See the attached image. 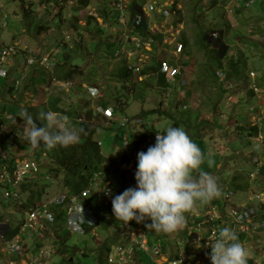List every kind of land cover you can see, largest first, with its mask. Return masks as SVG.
I'll return each instance as SVG.
<instances>
[{
	"label": "rangeland",
	"instance_id": "374dc122",
	"mask_svg": "<svg viewBox=\"0 0 264 264\" xmlns=\"http://www.w3.org/2000/svg\"><path fill=\"white\" fill-rule=\"evenodd\" d=\"M143 1L126 0L125 13L119 18L115 0H89L86 6L79 0H0V50L6 45L16 48V53L7 59L9 78L0 80V156L33 157L36 165L33 176L40 173L37 187L41 190L43 182L45 191L40 198L45 199L65 187L61 177L51 176L54 171H46L51 160L43 152L51 143L50 136L59 133L64 140L71 141L77 130L76 124L67 125L69 114L52 115L50 111L43 138L37 141L38 113L46 107L51 95L61 99L64 110L75 108L97 126L95 137L101 141L105 160L100 171L104 179L113 180L114 172L121 171L119 160L130 151L135 134L151 127L162 133L179 120L183 130L181 140L189 137L190 141L172 159L182 172L162 168L148 175L134 167L144 150L149 149L154 158L160 155L159 142L147 139L133 154L131 168L135 182L130 192L133 210L124 215L126 218L138 215L136 199H144L148 214L140 221L149 233L151 246L159 243L164 252L175 255L188 249L183 235L187 229H194L197 213L218 208L223 201L224 205L245 201L255 190L264 191V176L251 174L253 157L258 154L257 139L264 136V0H254L247 6L248 0H163V5L155 9L157 13L150 11L145 16L150 27L144 39L150 44L136 49L133 40L124 35L125 26L131 27L132 2ZM159 8H166L165 17H161ZM2 21L6 22L5 27ZM169 30L175 31L174 36ZM213 30L220 36L217 43L205 38ZM183 37L188 41L189 53H182L183 46L181 52L174 54L176 42ZM167 40L168 44H164ZM121 43L133 50L134 56H116ZM219 50L222 65L217 59ZM27 51L38 55L49 52L56 61L53 76L60 80L62 71L75 68L71 77L63 79L71 81L72 86L66 89L52 85L48 82L49 70L40 65L29 66L22 74L23 53ZM135 55L143 58L141 70L151 67L155 60L167 59L180 68L181 74L164 83L157 70L148 69L140 75L141 70L128 69L138 63ZM37 70L42 81L37 79ZM218 70L220 76L216 77ZM15 76L24 77L19 80L18 92L12 93L10 85ZM180 78L185 84L180 83ZM84 85L99 87L101 94L89 95ZM32 92L35 101L28 100ZM102 103L112 107V118L95 109ZM4 116H9L7 122L2 121ZM186 117L192 124L189 128L182 122ZM123 118L128 119L126 126L120 125ZM254 124L259 126L256 135L249 133ZM12 131L13 138L9 135ZM123 135L130 140V146L123 145ZM181 140L179 137L177 145ZM223 145L224 150L220 149ZM262 155L264 160V149ZM108 202L93 199L91 216L72 214L67 223L59 222V229L45 238L46 243L58 250L64 241L72 251L63 254L53 250L51 264H110L109 249L105 246L116 242L110 243L107 238L117 236L118 241L124 226L118 216L112 215ZM23 214L19 204L5 199L0 190L1 221L14 226ZM87 227L90 230L86 232ZM245 240L247 257L253 258L254 264H263L264 232ZM139 257L126 264H161L165 260L162 256L154 261L145 251ZM226 264L233 263L226 261Z\"/></svg>",
	"mask_w": 264,
	"mask_h": 264
},
{
	"label": "built area",
	"instance_id": "2783aa9c",
	"mask_svg": "<svg viewBox=\"0 0 264 264\" xmlns=\"http://www.w3.org/2000/svg\"><path fill=\"white\" fill-rule=\"evenodd\" d=\"M68 1L74 2L77 0ZM125 1L115 0V8L119 12V18H122L125 13ZM253 2L254 0H248L245 5L247 6ZM163 3V0H144L141 4V10L137 13H132L131 27L125 26V31L127 32L124 35L127 40H133L134 44L132 45L136 49L149 45L150 42L141 35L133 33L134 25L138 27L145 24V27L148 29L150 22L146 21L145 16L150 11L157 13L155 10L158 9L157 5L160 6ZM166 8H159L161 17L167 15L165 12L167 11ZM2 26H6L5 21H2ZM169 31V34L174 36L175 31ZM121 35L123 36V34ZM217 36L218 32L213 30L211 37ZM168 39L170 40L171 38ZM169 40L164 43L168 44ZM119 46V49L115 51L116 56L122 54L126 55L127 58L134 56L133 50L126 48L125 43H121ZM182 48L183 43L177 41L172 51L174 54H178L182 51ZM14 53H16V48L13 45H6L0 50L1 82L7 79L9 70V67L6 66L7 59ZM23 57L25 59V67L23 68V73L21 71L20 74H25L24 72L29 66L40 65L49 70V82L52 85L59 84L66 89L72 86L71 81L60 80L53 76V68L56 61L50 58L49 52L38 55L35 52L27 51L23 53ZM136 58L138 63L133 66L130 65L129 68L130 70L139 72L142 67L143 58L141 55L136 56ZM218 72L219 70L216 71V74L220 76ZM160 74L164 76L165 81L169 82L175 80L181 72L177 65L170 63L167 59H162L157 70V75ZM23 77L20 76L14 80L16 88L19 89V80ZM180 83H183L182 78H180ZM84 86L86 92L93 97L101 94L97 86ZM48 88L49 86H46L45 90H48ZM28 100H36L33 92L30 94ZM21 106L23 107V105ZM95 109L106 116V118L110 119L113 117V109L110 106L99 104ZM54 113L52 112V115H55ZM8 117L4 116L6 121L4 119L2 121L7 122ZM135 120L141 121V119ZM127 121L128 119L123 118L120 125L126 126ZM0 123L2 124V122ZM13 134L14 131L9 135L13 138ZM151 138L159 142L160 147H164V141L159 133L154 134ZM257 141L259 144L255 145V148L258 149V154L253 157L255 165L251 172L252 175L258 174L264 165L262 155L264 136L259 137ZM122 142L123 145L130 146V140L124 135L122 136ZM98 144H101L100 140H98ZM2 159L3 161L0 162L1 196L3 195L5 199H11L19 204L24 214L20 222L14 226L10 225L11 223L0 220V264H51L50 257L54 246L46 243L47 240L45 238L59 229V222L67 223L68 217L72 214L88 213L90 215V201L93 199L101 202L107 199L112 215L118 216L120 218L119 222L124 226L121 230L120 239L109 247L108 261L110 264H126L134 259V257L139 259L141 251L149 253L154 261H159L160 257L164 256L165 260L161 264H226V261H239L247 257L245 239L252 234L264 232V191L255 190L247 196V200L245 201L229 205H224L223 201L222 204H219L218 208L212 207L205 213H197L196 217L198 219L195 221L194 229H187L185 231L186 234L183 235V243L188 249L183 250L184 252L170 255L166 251H163L159 243L151 246L150 236L146 227L144 228L143 221H140L138 225H134L126 220L124 215L132 211V208L130 209V192L133 190L131 184L121 185L114 180L104 179L101 177V172L97 171L89 178L87 186L77 193L69 192L64 187L63 190L47 195L41 201L29 202L27 195L22 192L21 185L36 172L34 158L22 154L12 157L3 156ZM165 168L174 173L182 172L179 165L174 161L168 162ZM136 200L139 217H145L148 214V209L143 203L144 199L137 198ZM203 223H206V225L202 226ZM76 225L80 226L79 224ZM12 229L14 231L10 233ZM54 252L57 251L54 250ZM228 256L231 257L228 258Z\"/></svg>",
	"mask_w": 264,
	"mask_h": 264
},
{
	"label": "trees",
	"instance_id": "16d2710c",
	"mask_svg": "<svg viewBox=\"0 0 264 264\" xmlns=\"http://www.w3.org/2000/svg\"><path fill=\"white\" fill-rule=\"evenodd\" d=\"M50 1V0H47ZM82 6H86L89 4V0H79ZM134 4L136 7H134ZM132 13H137L139 10H141V4H136L132 2ZM130 23V21H129ZM145 24L140 25V26H135L133 28V33L141 35L144 38V35H148L149 30L145 29ZM159 37V33L157 34V39ZM209 37V38H208ZM220 36L218 35L217 37H211V32L205 34V38L208 41L216 40V43ZM147 40V39H146ZM184 46V51L182 53H189L187 50L188 48V41L185 37L181 40ZM67 57V55H66ZM221 53L219 50V56H217V59L219 63L222 65V59H220ZM154 60V58L152 59ZM162 59L159 61L155 60L153 62V65L151 67H145L144 69L141 70L140 75H144L147 73L148 69H152L153 71L158 70L160 62ZM63 65V64H61ZM10 69V68H9ZM130 70V68H128ZM73 72H75V68H71L69 70H64L62 71L61 76L64 78L71 77ZM16 73L17 70H16ZM10 72L8 70V75L7 79L9 78ZM216 77V71H215ZM61 77V78H62ZM18 77L15 76L13 78L12 84L10 85V91L12 93H17L18 88L15 87L14 85V80H16ZM160 80L161 83L165 82L164 76L160 74ZM5 79V80H7ZM60 79V78H58ZM62 79V80H63ZM50 81V76L48 78V82ZM24 82V80H23ZM253 91V90H252ZM101 105L106 106V104L102 103ZM31 109V108H28ZM37 109V108H36ZM21 110V109H20ZM25 111V110H24ZM55 112V113H67L69 114V119H66V123L68 126L70 125H75L77 126V130L75 133L74 138L71 141H66L64 140L59 133L55 134L54 136H50L52 138L51 143H49L43 152L44 155H47L51 163L48 165L46 168V171L50 172L54 171L51 176L53 177H61L63 185L69 192H74L77 193L81 191L83 188H85L88 184L89 178L93 175L94 172L101 171L102 165L104 164L105 160L103 159V155L101 153V148L100 145L98 144V139L95 137V133L97 130L96 125H92L91 122H89L85 115L81 112L76 110L75 108H70L68 110H64L63 106L61 105V99L58 98L57 96L51 95L48 98L46 107H44L39 113H38V118H37V123L35 125V132L37 134V137L40 141L43 138V130L45 126L47 125V119L49 117V113ZM24 113V112H23ZM3 119L6 121V119L3 117ZM189 117H186L182 122H185V126L188 128L191 127V123L187 121ZM203 122V121H201ZM258 125L254 124L251 126V129L253 131L249 133H253L254 135L259 133L258 130ZM148 131V132H146ZM145 132L141 134H135L132 137V142H131V147L130 151L128 153H125L121 156L120 158V165L122 166L121 171L116 174L114 172V178L113 179L115 182L120 183L121 185H126V184H132L135 182V173L133 172V169L131 168L132 161H134L133 154L134 151L141 145L143 144L147 139L150 140V138L156 134L159 133L162 136V139L164 140V147H160L157 145V148L159 149L160 155L157 156L156 158L151 157L150 150H144L141 154V156L138 155V159L134 163V167H136L139 170H142L144 173H147L148 175L155 173L156 171L165 168V165L168 162H173L172 160L174 157L177 155H180L181 152L188 146L189 137L182 138L183 130L180 128V123L179 120H175L174 123H172V126H170L168 129L163 130L162 133L159 132L155 128H148ZM151 133V137L149 136ZM250 134V135H253ZM180 137V145H177L178 143V138ZM122 139V137H121ZM185 139V140H184ZM177 145V147H176ZM176 147L174 151H170V149ZM225 145L220 146V149L224 150ZM166 149V150H165ZM3 161L2 157L0 156V162ZM55 164L52 166L51 164ZM49 168V169H48ZM167 169V168H166ZM260 175L264 176V165L260 169ZM40 175V173H38ZM39 175L37 176H30L28 180L24 181L21 185L22 192L27 195V199L29 202H37L41 201V193L43 192V189L45 191V186L42 182V189L40 190L37 186L39 184ZM227 191V190H226ZM213 205V204H212ZM133 210V206H131ZM98 211V209H97ZM136 215V214H135ZM136 215L133 217H128L126 220L130 222L131 224L138 225L141 219L138 218ZM0 220H1V215H0ZM90 230V227L86 228V232ZM14 230H10V233L13 232ZM107 241L110 243L117 242V236L115 237H109L107 238ZM165 241V240H164ZM104 246V245H103ZM105 248L109 249V245L105 246ZM57 252H61L63 254L68 253L72 251L70 247H67L65 245V242L62 241L60 245L58 246ZM102 253L99 254V259L102 261ZM140 256V254H139ZM231 256H228L230 258ZM140 258V257H139ZM233 264H254L253 258L251 257H244L241 260H233ZM264 264V262H263Z\"/></svg>",
	"mask_w": 264,
	"mask_h": 264
},
{
	"label": "crops",
	"instance_id": "0c3cea01",
	"mask_svg": "<svg viewBox=\"0 0 264 264\" xmlns=\"http://www.w3.org/2000/svg\"><path fill=\"white\" fill-rule=\"evenodd\" d=\"M159 35H160V34H159ZM168 38H169V37H168ZM164 44H165V43H164ZM165 47H166V46L164 45L163 48L166 49ZM165 51H166V50H164L163 52H165ZM27 68H28V67H27ZM27 68H26V69H27ZM29 68H30V67H29ZM37 71H38V70H37ZM17 72H18V71H17ZM39 72H40V71H38V73H39ZM15 73H16V71H15ZM40 73H41V72H40ZM40 73H39L37 79H39V81H42V77H41ZM31 90H32V89H31ZM100 92H101V90H100Z\"/></svg>",
	"mask_w": 264,
	"mask_h": 264
},
{
	"label": "water",
	"instance_id": "95a60500",
	"mask_svg": "<svg viewBox=\"0 0 264 264\" xmlns=\"http://www.w3.org/2000/svg\"><path fill=\"white\" fill-rule=\"evenodd\" d=\"M18 1H20V2H21V1H23V0H18Z\"/></svg>",
	"mask_w": 264,
	"mask_h": 264
}]
</instances>
